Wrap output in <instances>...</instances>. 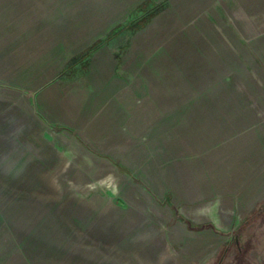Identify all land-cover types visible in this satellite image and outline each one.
Returning a JSON list of instances; mask_svg holds the SVG:
<instances>
[{"label":"rangeland","instance_id":"rangeland-1","mask_svg":"<svg viewBox=\"0 0 264 264\" xmlns=\"http://www.w3.org/2000/svg\"><path fill=\"white\" fill-rule=\"evenodd\" d=\"M152 12L99 47L86 72L67 62L57 76L72 54ZM0 32L31 36L32 48L15 56L16 141L0 143V264H264V0H0ZM120 104L137 133L129 166L112 125ZM185 119L204 128L207 151L219 150L226 168L252 147L257 175L226 174L225 190L210 193L222 208L211 198L208 209L174 207L159 224L169 195L147 181L154 139Z\"/></svg>","mask_w":264,"mask_h":264},{"label":"crops","instance_id":"crops-1","mask_svg":"<svg viewBox=\"0 0 264 264\" xmlns=\"http://www.w3.org/2000/svg\"><path fill=\"white\" fill-rule=\"evenodd\" d=\"M128 21L119 23L116 27H114L106 37H100L94 40L92 43L81 49L75 54L83 51L93 43L98 40H102L90 53L89 60L87 67L84 72H86L90 64L92 62L93 55L95 51L102 46L111 45L116 35V32L120 30V32L128 33L130 32L129 27L125 26ZM144 26V25H143ZM141 26V27H143ZM127 27V29H126ZM134 30L133 32L139 30ZM132 33V32H131ZM3 38V39H2ZM17 40L19 42L24 43V50L16 51L15 46L17 44ZM16 42H12V40L6 35H2L0 32V143H12L16 140V128H17V78H16V52L21 57H26L27 55L32 54V48L27 47L28 42L31 41V36H23L20 39H16ZM14 46V47H13ZM121 47L123 45H120ZM13 47V48H12ZM75 54H72L75 55ZM71 57V56H70ZM68 58V60L70 59ZM66 61L63 69L60 71V74L65 70ZM25 74L28 73V84L25 82L24 87L31 89L33 87V79H32V68L31 66H25L24 70L22 71ZM1 82L5 84L1 85ZM58 82H53L50 85L51 88L48 89H55L58 88ZM47 89V90H48ZM215 110V109H213ZM217 111L221 110L224 112V109H216ZM194 111H208L205 107H198L194 109ZM121 113L120 118L118 121L112 120V125H116L119 128V133L121 137V149H120V160L122 164L129 166V149L130 147L128 144L132 141L130 135L137 134L134 129V123H129L128 119V107L120 104ZM126 112V114H124ZM171 122V121H169ZM175 123V122H174ZM180 126H178L177 131L174 133L171 131L172 125L168 126V133L163 131V135L155 138L156 147L153 155V180L147 179L148 182L152 184V188L158 194V196H165L166 194L169 195V200L167 202L168 206V213L166 214L167 210L164 211V216L158 220V223H165L170 216H172V209L174 207H184L188 210L189 207H205L210 208V203L207 202L208 199H214V202L211 203L213 208L220 206L218 201V196L213 194L210 196V193H218L223 192L224 189V176L227 174L229 176H234V171H244V173H252L255 176V172L252 167V147L248 145L243 146V156L239 159L238 166L236 164L237 159H231V164L225 167V162L219 159V150L212 151L209 153L208 147L205 146V142L203 139L205 137L204 128L197 124L194 120L188 121V119L183 121H177ZM137 124V123H136ZM143 128V127H142ZM140 130H138L139 132ZM169 139L166 137L169 134ZM173 134V135H172ZM14 139L11 141V139ZM175 139V140H174ZM167 140V141H166ZM208 140V139H207ZM201 143V144H199ZM199 144V146H198ZM198 146V147H197ZM196 147V148H195ZM195 149V150H194ZM132 152V151H131ZM137 160H145V155L143 148H138L136 150ZM224 156V154H223ZM213 159V167L211 169L208 168V160ZM230 159V158H229ZM137 171H144L141 169H137ZM219 171V172H218ZM253 171V172H250ZM264 171H262L263 174ZM220 173V174H219ZM257 175V174H256ZM220 176V178H219ZM256 179H254V182ZM235 200V199H234ZM235 208L234 205L233 207ZM229 219L232 223L235 222L239 215H235L234 210L229 211ZM208 217V218H207ZM206 218V219H205ZM205 220L209 219V214H206ZM204 219H196L195 221L198 223L204 222ZM212 223L220 224L225 223L219 217L211 218ZM230 222V223H231ZM180 230H178V236L182 239L192 238V232H188L187 226L183 222H179ZM180 232V233H179ZM174 231L172 229L168 231V235H164L166 233L162 232L164 236L162 237L161 234L159 238L166 239L172 238ZM175 239H178L175 237ZM156 256H158L156 254ZM161 256V255H160Z\"/></svg>","mask_w":264,"mask_h":264},{"label":"trees","instance_id":"trees-1","mask_svg":"<svg viewBox=\"0 0 264 264\" xmlns=\"http://www.w3.org/2000/svg\"><path fill=\"white\" fill-rule=\"evenodd\" d=\"M146 4H147V2H144L142 5L144 6ZM153 14L154 13L152 12V13H150L148 15H144L142 17H138L137 19H135V21H132V20L130 22L128 21L127 24H125V26H129V30H130L129 33L133 32L134 30L138 29L139 27L145 25L147 23V21L150 19V17L153 16ZM100 42H102L101 39L96 41L95 43H93L92 45H90L89 47L84 49L83 51L79 52L78 54H75V55L71 56L70 59L68 60L67 66L70 67L69 65L73 64V66L75 68V66L77 65L78 68L74 69L73 71L75 72L76 70H80V72H84L86 67H87L91 51ZM75 63H76V65H74ZM65 70L60 74V77H62L64 75V72H66Z\"/></svg>","mask_w":264,"mask_h":264}]
</instances>
